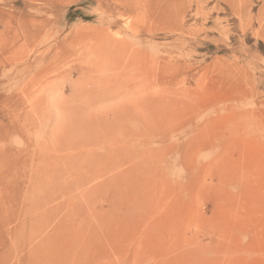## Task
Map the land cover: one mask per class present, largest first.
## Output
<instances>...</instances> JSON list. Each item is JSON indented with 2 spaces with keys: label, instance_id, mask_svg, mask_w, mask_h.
Listing matches in <instances>:
<instances>
[{
  "label": "rangeland",
  "instance_id": "rangeland-1",
  "mask_svg": "<svg viewBox=\"0 0 264 264\" xmlns=\"http://www.w3.org/2000/svg\"><path fill=\"white\" fill-rule=\"evenodd\" d=\"M0 264H264V0H0Z\"/></svg>",
  "mask_w": 264,
  "mask_h": 264
}]
</instances>
